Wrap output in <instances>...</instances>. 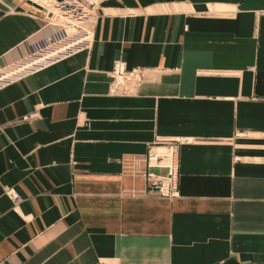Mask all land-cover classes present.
Segmentation results:
<instances>
[{
    "label": "crops",
    "instance_id": "crops-1",
    "mask_svg": "<svg viewBox=\"0 0 264 264\" xmlns=\"http://www.w3.org/2000/svg\"><path fill=\"white\" fill-rule=\"evenodd\" d=\"M59 1L0 0V66ZM162 144L175 199L147 191ZM0 264H264V0H102L91 48L0 89Z\"/></svg>",
    "mask_w": 264,
    "mask_h": 264
},
{
    "label": "built area",
    "instance_id": "built-area-1",
    "mask_svg": "<svg viewBox=\"0 0 264 264\" xmlns=\"http://www.w3.org/2000/svg\"><path fill=\"white\" fill-rule=\"evenodd\" d=\"M102 0H60L48 6V23L53 32L30 43L29 53L0 66V89L37 70L92 47L94 25ZM111 75L110 94L132 96L145 81L143 68L129 69L122 61L115 63ZM149 149L146 156L147 191L168 199L179 197V146ZM163 149L162 152H157ZM5 195L13 202L21 200L19 192L6 188Z\"/></svg>",
    "mask_w": 264,
    "mask_h": 264
},
{
    "label": "rangeland",
    "instance_id": "rangeland-1",
    "mask_svg": "<svg viewBox=\"0 0 264 264\" xmlns=\"http://www.w3.org/2000/svg\"><path fill=\"white\" fill-rule=\"evenodd\" d=\"M167 145H168V144L156 145V147H162V148L164 149V147H168ZM154 147H155V146H154ZM163 149H161V151H163ZM179 156H180V154H179Z\"/></svg>",
    "mask_w": 264,
    "mask_h": 264
},
{
    "label": "bare ground",
    "instance_id": "bare-ground-1",
    "mask_svg": "<svg viewBox=\"0 0 264 264\" xmlns=\"http://www.w3.org/2000/svg\"><path fill=\"white\" fill-rule=\"evenodd\" d=\"M157 152H162V151H161V149H158V151H157Z\"/></svg>",
    "mask_w": 264,
    "mask_h": 264
}]
</instances>
